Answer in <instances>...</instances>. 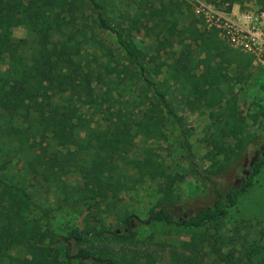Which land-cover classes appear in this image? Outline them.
Returning a JSON list of instances; mask_svg holds the SVG:
<instances>
[{
  "label": "trees",
  "instance_id": "16d2710c",
  "mask_svg": "<svg viewBox=\"0 0 264 264\" xmlns=\"http://www.w3.org/2000/svg\"><path fill=\"white\" fill-rule=\"evenodd\" d=\"M225 1L231 7L249 0ZM86 5L95 12L98 26L116 37L129 61L156 88L148 77L146 56L135 44L129 26L112 19L101 0H0V64L8 58L13 66L0 74V136L22 151L24 167V176L16 184L0 178V264H151L149 251L132 248L142 226L191 230L181 251L170 255V264H199L200 257L209 255L219 264H264V226L248 220L236 222L227 235L208 231L238 206L264 168L263 141L243 176L233 184L229 181L247 151L258 146V140L242 137L245 121L230 90L233 78L223 70L238 56L223 48L213 32L194 28L185 31L190 43H183L169 66V81L210 111L214 128L208 140L211 166L205 172L196 171L206 185L207 204L191 208L181 202L175 191L177 177L160 164L153 148H144L139 157L131 154L137 137L158 136V110L143 111L134 126L122 117L111 120L110 128L93 126L86 117L76 118L73 104L80 102L89 108L98 104L91 85L102 77L67 56V40L56 36L72 37L66 31ZM148 16L163 27H177L173 15L169 17L165 10L151 8ZM21 25L37 40L30 59L24 52L27 42L12 40V30ZM193 43L199 44L206 58L195 60ZM201 65L206 70L197 74ZM221 85L229 90L225 92ZM67 93L69 99L62 102ZM6 106L11 115L4 112ZM259 114L264 120V107ZM170 115L177 120L173 112ZM72 178L77 182L72 183ZM147 179L156 182L160 197L145 219L126 214L121 233L89 225L59 233L53 229L52 210L38 206L28 190V183L36 181L68 202L93 209ZM37 211L39 215L34 217ZM106 234L121 246L104 243ZM92 239L99 243L93 244Z\"/></svg>",
  "mask_w": 264,
  "mask_h": 264
},
{
  "label": "rangeland",
  "instance_id": "374dc122",
  "mask_svg": "<svg viewBox=\"0 0 264 264\" xmlns=\"http://www.w3.org/2000/svg\"><path fill=\"white\" fill-rule=\"evenodd\" d=\"M107 6L108 15L117 22L124 21L139 50L146 56L144 64L148 77L156 84L152 88L142 77L139 69L131 63L117 43L116 37L101 29L95 18V12L89 5L80 11L70 25L67 34L72 37L56 36L57 40H67L65 54L75 59L84 69L91 70L101 81L92 83L98 104L89 108L80 102L73 104L76 118H87L93 126L110 128L113 121L122 117L132 126L143 117V111L156 109L159 112L155 126L158 136L152 139L137 137L132 143L131 154L139 157L143 149L151 147L159 157L160 164L177 177L175 191L181 202L191 208L207 204L204 198L205 183L197 176V170L210 168L207 154L210 151L208 140L214 132L210 111L195 98H190L169 81V66L178 57L183 43H190L186 30L198 29L201 32H213L223 48L238 56L235 63L223 67L224 73L233 80L230 90L237 97L238 108L245 121L244 140H258L254 147L243 156L240 166L233 172L229 181L237 182L257 158L258 150L264 141V120L260 109L264 107V4L261 0H249L235 3L225 0H205L212 11L229 17L235 26L244 30V44H233L225 40L219 29L210 27L203 15L196 14L202 0H101ZM151 8L165 10L173 15L176 29L163 27L157 19L150 20ZM71 38V39H70ZM12 40L20 43L25 40V54L30 59L37 49L36 37L21 25L12 30ZM244 49H242V48ZM196 61L206 58L199 44H192ZM218 62V60H217ZM12 70L7 58L0 64V74ZM201 65L197 74L205 71ZM227 92L229 86L221 85ZM161 95L165 99L161 98ZM67 93L62 102L69 99ZM165 100V101H164ZM11 115L8 106L4 108ZM173 112L177 120L171 117ZM26 126V124L24 123ZM9 139L0 136V178L16 184L24 176L22 151L12 147ZM77 182L75 178L70 180ZM28 190L38 206L52 210L53 229L59 233L80 231L87 225L98 230H124L123 220L126 214H134L145 219L147 212L160 197L156 182L146 180L130 190L110 197L105 202L89 209L82 203L68 202L63 195L54 192L45 184L32 181ZM39 212L34 213L37 217ZM251 220L259 227L264 226V168L256 183L241 197L236 208L230 209L226 216L215 226L208 228L209 233L230 234L236 222ZM191 230L176 231L169 227L142 226L138 229L136 243L132 248L149 251L151 264H170V255L181 251L183 241H187ZM112 236L105 235L104 243L121 246L113 242ZM98 244L97 239H92ZM209 251V249H207ZM214 255L199 258V264H219Z\"/></svg>",
  "mask_w": 264,
  "mask_h": 264
},
{
  "label": "built area",
  "instance_id": "2783aa9c",
  "mask_svg": "<svg viewBox=\"0 0 264 264\" xmlns=\"http://www.w3.org/2000/svg\"><path fill=\"white\" fill-rule=\"evenodd\" d=\"M196 14L203 15L210 27L215 26L217 29H219L223 38L228 40V42L233 44L241 43L242 46H248L247 44H244L245 41L240 40L243 38V33H245L244 30H242V28L239 26H235L233 20H231L229 17L224 16L219 12L212 11L205 0L201 1L200 6L196 9Z\"/></svg>",
  "mask_w": 264,
  "mask_h": 264
}]
</instances>
